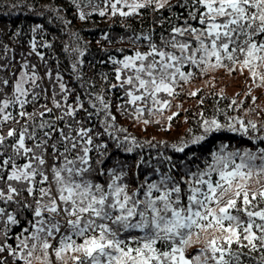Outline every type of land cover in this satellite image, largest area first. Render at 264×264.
<instances>
[{"label":"snow or ice","instance_id":"snow-or-ice-1","mask_svg":"<svg viewBox=\"0 0 264 264\" xmlns=\"http://www.w3.org/2000/svg\"><path fill=\"white\" fill-rule=\"evenodd\" d=\"M67 2L80 21L93 14L129 18L142 15V10L173 7L186 9L187 16L181 25L171 24L159 43L151 28L133 32L128 43L135 46L143 41L146 51L135 50L118 59L101 48L107 60L99 63L113 66L115 83L101 74L106 87L99 91L95 80L83 74L81 58L89 42L68 31L71 21L61 15V7L48 6V23L58 21L70 37L63 50L79 91L69 86L58 67L55 72L48 67L40 49L53 44L45 38L41 23L30 28L29 51L21 53L19 75L10 63L0 64V72L12 73L0 77V205H4L0 206V264H8L9 259L13 264H33V258L40 264H244L242 257L255 253L259 255L252 264H264V146H260L264 124L258 127L217 108L210 118L199 113L198 132L189 129L183 138L167 143L141 140L117 120L119 115L136 122L144 114H162L171 107L160 94L179 95L177 89L196 78L197 72L185 71L186 66L206 75L216 68L235 72L239 65L254 83L259 81L257 87L264 86V0H176L175 5L171 0ZM157 22L162 26L167 21H153ZM20 35L19 30L14 33ZM101 39L111 43L113 38L104 32ZM12 51L3 45L5 56ZM32 56L44 67L43 75L31 62ZM10 83L9 93L5 89ZM114 90L121 92L115 105L109 95ZM200 91L187 95L196 97ZM204 99L201 96V105ZM233 106L240 107L235 100L228 108ZM178 115L174 112L167 120ZM153 122L159 124L143 119L144 125ZM226 133L247 137L253 147L229 150L222 141L205 167L196 165L195 171L188 164L195 152L179 164L166 154L169 149L185 153ZM109 160L111 165L106 166ZM142 169L148 171L140 181ZM153 175L158 178L151 179ZM133 182L135 188L130 190ZM253 184L258 187L253 189ZM11 204L31 210L33 216L27 222L32 230L22 229L15 247L7 243L11 226L19 224L17 214L7 209ZM209 232L213 235L189 258L193 236L198 242Z\"/></svg>","mask_w":264,"mask_h":264},{"label":"trees","instance_id":"trees-1","mask_svg":"<svg viewBox=\"0 0 264 264\" xmlns=\"http://www.w3.org/2000/svg\"><path fill=\"white\" fill-rule=\"evenodd\" d=\"M172 4L175 5L176 0H171ZM20 3V0H0V64L10 63L15 69V75H19L21 60V53H27L29 51L28 41L32 37L30 28L36 24L41 23L46 29L45 38L52 42L53 47L50 49H40L45 53L48 60V67L55 72L57 67L59 71L64 75L65 80L69 83V86L79 91V86L72 77L70 64L71 60L69 55L64 52L63 45L70 41V37L63 31H61V24L53 20L48 23L50 13L47 8L49 5L53 7H61L64 11L61 15L65 16L71 21V26L68 31L78 32L82 37V41L88 43V51L85 56L82 57L85 61L83 68V74L85 79H94L96 82V90L99 91L101 87H106L100 80L101 74H108L109 81L115 83L114 76L112 75L113 66L110 63L101 64L99 61L107 60V54L102 52L101 48L108 49V53L112 56L122 59L124 55H131L135 50L146 51V47H143L144 42L141 41V45H133L128 43V37L135 32L139 34L141 30L147 32L148 29H153V39L159 43V37L161 34L167 36L170 31V25L176 24L181 25L184 18L187 16V10L179 7H173L171 11L167 9L152 12L151 9L142 10V15L121 18L119 16H105L99 17L97 14H93L91 18L86 21H80L76 15V9L71 6L67 0H23V3L19 7H13L14 4ZM31 8V11H30ZM85 11H91L89 8H85ZM43 11V15H39ZM127 11V10H126ZM179 17V19H176ZM171 18V19H169ZM165 20L162 26L159 22L153 23V21ZM194 26H198L197 21H191ZM19 30L21 35L14 37V33ZM108 32L113 38L111 43H107L101 39L102 33ZM123 37V40L121 39ZM100 43H97V41ZM3 45H8L9 48L13 49L5 56L3 52ZM124 49L123 52H118L116 49ZM14 57V59H13ZM32 63L38 64L39 72L43 75L44 67L41 62L37 60L35 56L30 58ZM237 70L235 72H229L225 68H216L208 71L206 75H200L198 70L194 68L185 67V71H196L197 76L195 79L184 84L183 88H178L179 95L174 97H168L167 94L161 93V97L170 100L171 107H168L169 112H165L162 115H148L144 114L139 121L134 122L132 118H125L117 116L118 123L128 131L135 135L141 140H152L153 142L165 141L167 143L176 142L178 139L183 138L189 129L193 132H198L196 124L199 118V113L203 112L205 117H212L215 114L217 108L224 109L228 116H234L243 119L245 122L251 120L256 122L258 127L264 124V86L257 87L259 81L255 83L250 78V73L247 69L243 72L239 70L240 66L236 65ZM212 73L211 79H206L208 74ZM12 75L11 72L5 71L0 72V77L8 78ZM210 80L216 81L212 83ZM44 86L49 87L47 80L44 81ZM230 87L234 90L231 92ZM201 91L196 97H190L187 94L191 91ZM251 89L250 95H247ZM6 92H11V83ZM112 96L113 105L117 102V97L121 95L119 90H114V93L109 94ZM201 96H203L204 103H199ZM252 97H257L255 101ZM75 96L70 98L74 100ZM236 101L240 107L233 106L228 108V105L233 101ZM243 101V104L241 102ZM43 103V101H41ZM31 111V107L28 109ZM166 110V111H167ZM115 112V107H113ZM165 111V110H164ZM179 113L178 117H173L172 121H168L167 117L171 116L172 113ZM82 115V114H81ZM219 119H224L223 116H218ZM143 119H149L150 121H159L157 123H149L148 125L143 124ZM8 127H11L9 125ZM7 131V127L4 128ZM228 143L230 145L229 150L236 148L253 147L252 142L247 137H241L236 133H226L224 135L216 134L214 137H210L207 142H202L201 145L193 146L190 150H186L185 153H174L170 149L167 151V155H171L174 162L179 164L180 161L188 162L187 158L191 155V152H195L196 156L188 162L189 168L192 171L196 170V165H199L201 169L205 167V160H211V152L218 149L221 142ZM259 144V142H257ZM260 146H264L261 144ZM111 147V145H110ZM150 151L155 156V150ZM114 156L118 155L121 158L135 159V156H127L126 154L114 152ZM238 162V161H237ZM23 163V161H21ZM111 165L109 160L108 165ZM147 169H142L140 172L139 179L143 181L144 175L147 174ZM158 177L153 175L151 179H157ZM258 185L253 184L252 188H257ZM135 182L130 185V190H134ZM30 199V198H29ZM186 202V198H185ZM4 206V205H0ZM9 212L16 213L19 224L11 226L8 244L15 247L19 242L16 239L22 229L28 227L31 231L28 221L33 219L31 210L17 208L15 204L7 206ZM2 228V225H0ZM219 235V234H217ZM127 239L126 237H122ZM193 245L187 250L189 258L199 248L203 247L196 241V237L193 236ZM161 247L160 243L157 244ZM233 248H237V245H233ZM7 255V254H5ZM259 253H255L249 257H242L244 264H252L254 258H257ZM8 264H13L12 260L9 259ZM23 264V262H21ZM33 264H40L33 258Z\"/></svg>","mask_w":264,"mask_h":264},{"label":"clouds","instance_id":"clouds-1","mask_svg":"<svg viewBox=\"0 0 264 264\" xmlns=\"http://www.w3.org/2000/svg\"><path fill=\"white\" fill-rule=\"evenodd\" d=\"M211 235H213L212 232L202 234L201 237L199 238L198 243L204 246V241L209 239Z\"/></svg>","mask_w":264,"mask_h":264},{"label":"rangeland","instance_id":"rangeland-1","mask_svg":"<svg viewBox=\"0 0 264 264\" xmlns=\"http://www.w3.org/2000/svg\"><path fill=\"white\" fill-rule=\"evenodd\" d=\"M126 10H127V9H125V11H126ZM210 72H211V69H210ZM212 76H213V74H212V73H209L206 79H211ZM210 81H211L212 83H215V82H216V81H214V80H210ZM233 90H234V89L230 87V91L232 92ZM162 97H163V96H162ZM162 97H161V94H160V98H161L162 100L165 99V98H162ZM167 109H168V108L164 109L165 111L163 110L162 114L165 113V112H166V113L169 112V110H167ZM166 110H167V111H166ZM157 114L162 115V114H160V113H157Z\"/></svg>","mask_w":264,"mask_h":264}]
</instances>
